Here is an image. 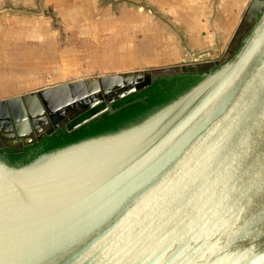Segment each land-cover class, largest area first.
<instances>
[{"label":"water","instance_id":"95a60500","mask_svg":"<svg viewBox=\"0 0 264 264\" xmlns=\"http://www.w3.org/2000/svg\"><path fill=\"white\" fill-rule=\"evenodd\" d=\"M255 1L262 11L234 57L167 104L21 167L0 160V264H264V0ZM152 82L89 79L0 111L131 85L120 100Z\"/></svg>","mask_w":264,"mask_h":264},{"label":"rangeland","instance_id":"374dc122","mask_svg":"<svg viewBox=\"0 0 264 264\" xmlns=\"http://www.w3.org/2000/svg\"><path fill=\"white\" fill-rule=\"evenodd\" d=\"M254 2L11 0V96L89 79L213 70L255 25L262 7Z\"/></svg>","mask_w":264,"mask_h":264},{"label":"trees","instance_id":"16d2710c","mask_svg":"<svg viewBox=\"0 0 264 264\" xmlns=\"http://www.w3.org/2000/svg\"><path fill=\"white\" fill-rule=\"evenodd\" d=\"M241 46L234 55L239 51ZM234 55L230 59H232ZM219 66L220 65L216 66L213 70L218 69ZM205 73L206 72H182L155 74L152 76V84L146 89L130 94L123 99L115 100L107 112L76 130L68 132L67 130L62 129L50 137H45L40 143L27 148L24 156L13 155L10 163L6 164L10 167L18 168L52 149L89 137L117 131L130 123L142 119L154 109L175 99L200 81ZM87 116L88 114L79 119L82 120ZM20 159H22V162L16 164ZM2 162L4 163V161Z\"/></svg>","mask_w":264,"mask_h":264},{"label":"flooded vegetation","instance_id":"af4514ba","mask_svg":"<svg viewBox=\"0 0 264 264\" xmlns=\"http://www.w3.org/2000/svg\"><path fill=\"white\" fill-rule=\"evenodd\" d=\"M131 85L121 87L120 93L128 90ZM118 89H113L109 93L100 92L94 98L87 96L79 100L70 99H51L50 107H44V112L36 116L29 117L31 123V133L29 135H20L14 131L7 122L0 121V160L8 164L13 155L24 156L26 149L40 143L45 137H50L62 129L67 130V126L75 125V122L86 114L95 110H102L105 105L110 108L116 100ZM31 109H34L31 106ZM35 111V110H33ZM1 120V119H0ZM11 120H8L10 123ZM12 123V121H11ZM22 158V157H20ZM22 159L16 164H20Z\"/></svg>","mask_w":264,"mask_h":264},{"label":"crops","instance_id":"0c3cea01","mask_svg":"<svg viewBox=\"0 0 264 264\" xmlns=\"http://www.w3.org/2000/svg\"><path fill=\"white\" fill-rule=\"evenodd\" d=\"M28 36L31 35L29 34ZM36 46L37 45L33 44V48H36ZM27 48H32V46L28 45ZM47 52L46 48L42 47L40 53L47 54ZM11 53H13L11 51V0H0V102L25 96H33L35 93L40 92L36 90H23L11 96V73L6 74V71H11ZM18 53L26 54L27 50H18ZM1 78H3L4 81H1ZM31 99L33 105H28L24 102L23 106L17 105L12 109L8 108V112L6 113L1 110L0 121L7 122L10 127L11 125L14 126L13 130L20 133V135H29L31 133V123L28 118L44 112L37 97ZM31 106H33L34 109H31ZM36 112L38 113L36 114ZM8 120H11L12 123L11 121L9 123Z\"/></svg>","mask_w":264,"mask_h":264}]
</instances>
